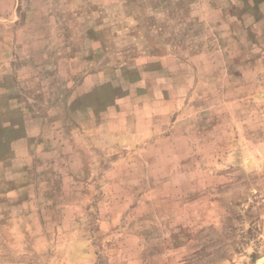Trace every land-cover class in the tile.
Here are the masks:
<instances>
[{
  "label": "rangeland",
  "instance_id": "obj_1",
  "mask_svg": "<svg viewBox=\"0 0 264 264\" xmlns=\"http://www.w3.org/2000/svg\"><path fill=\"white\" fill-rule=\"evenodd\" d=\"M0 264H264V0H0Z\"/></svg>",
  "mask_w": 264,
  "mask_h": 264
}]
</instances>
